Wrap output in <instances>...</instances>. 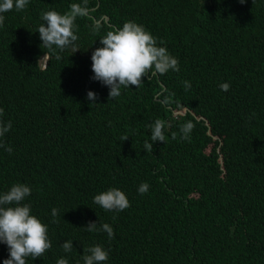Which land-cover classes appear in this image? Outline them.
Returning <instances> with one entry per match:
<instances>
[{"label":"trees","instance_id":"obj_1","mask_svg":"<svg viewBox=\"0 0 264 264\" xmlns=\"http://www.w3.org/2000/svg\"><path fill=\"white\" fill-rule=\"evenodd\" d=\"M72 4L85 0H28L3 13L0 28V119L12 124L0 138L12 148H0V193L29 186L23 203L52 244L26 264H83L94 245L109 252L105 264H264V0H86L73 29L77 51L49 50L41 14ZM127 21L150 32L180 70L145 76L109 99V88L91 78V55ZM157 119L165 140L151 142L149 153L144 143ZM188 121L190 141L180 132ZM110 188L130 207L105 211L93 202ZM89 221L109 224L114 237L86 231ZM66 240L69 253L60 247ZM7 258L0 242V264Z\"/></svg>","mask_w":264,"mask_h":264},{"label":"clouds","instance_id":"obj_2","mask_svg":"<svg viewBox=\"0 0 264 264\" xmlns=\"http://www.w3.org/2000/svg\"><path fill=\"white\" fill-rule=\"evenodd\" d=\"M239 3L244 4L245 0H239ZM27 4L28 0H0V28L4 27L3 13L13 8L23 10ZM87 12L85 0L84 6L72 4L70 10L64 14L53 10L42 13L43 23L39 25L38 33L44 47L52 50L55 46L56 49L63 51L71 45L76 52L73 43L78 39L73 31L75 20L77 17L86 16ZM99 27L100 25H95L93 30L97 31ZM100 43L102 47L96 48L91 55V70L94 73L91 78L109 88V99L120 96L122 86L129 88L132 85L139 88L145 76L164 75L169 70L177 72L180 70L179 61L171 56L165 47L157 46L156 38L142 25L133 21L124 22L122 27L109 30L100 39ZM60 58L57 55L56 59ZM184 87L186 90L190 89L191 83L184 81ZM219 87L227 92L230 84L225 82ZM97 98L96 93L87 92V99L93 104ZM3 112L4 110L0 108V117L3 116ZM11 127V121L4 122L0 119V138L4 137ZM148 127L151 130L150 141H145L144 149L151 153L153 150L151 142L165 140L163 132L165 122L157 119ZM194 127L191 121L183 124L180 128L181 139L190 141ZM128 138L123 136L121 140ZM0 148H4L9 154L12 153V148L6 147L2 142ZM148 189L149 185L142 183L138 187V192L145 194ZM30 194L31 188L22 183L13 184L8 191L0 193V242L8 247V258L3 260V264H26V258L31 257L32 260L39 258L52 247L47 225L31 214L30 205L23 203ZM93 202L105 211L119 212L130 207L126 195L117 188H110L95 195ZM51 215L57 217L58 209L53 208ZM84 229L88 232H106L109 239L114 237L113 228L107 223L98 227L97 222L89 221ZM60 247L65 253L71 252L72 240H66ZM83 251V264H105L109 259V252L101 245H94ZM56 264H68V259L61 257Z\"/></svg>","mask_w":264,"mask_h":264},{"label":"water","instance_id":"obj_3","mask_svg":"<svg viewBox=\"0 0 264 264\" xmlns=\"http://www.w3.org/2000/svg\"><path fill=\"white\" fill-rule=\"evenodd\" d=\"M102 17H103V19L104 20H106V18H107V16L105 15V14H102ZM95 21H97V20H95ZM45 58H46V53H42L41 54V56H40V58H39V66H43L44 65V62H45ZM161 87H163V85L161 84ZM186 108H182V109H176V110H171V112H179V113H183L184 112V110H185ZM198 117H201V116H196V118H198ZM204 124L206 125V133L207 134H210V132H209V129H208V124H207V122H206V120L204 119ZM211 135V137H215L214 135H212V134H210ZM220 155H218V160L220 161Z\"/></svg>","mask_w":264,"mask_h":264}]
</instances>
